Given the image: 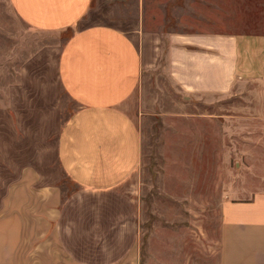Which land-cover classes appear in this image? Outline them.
I'll list each match as a JSON object with an SVG mask.
<instances>
[{"label":"crops","instance_id":"0c3cea01","mask_svg":"<svg viewBox=\"0 0 264 264\" xmlns=\"http://www.w3.org/2000/svg\"><path fill=\"white\" fill-rule=\"evenodd\" d=\"M146 1L0 0V264H153L129 180L144 75L161 54L182 95L264 81V34L168 30L162 49ZM219 209L217 264H264V187Z\"/></svg>","mask_w":264,"mask_h":264},{"label":"rangeland","instance_id":"374dc122","mask_svg":"<svg viewBox=\"0 0 264 264\" xmlns=\"http://www.w3.org/2000/svg\"><path fill=\"white\" fill-rule=\"evenodd\" d=\"M145 11L162 49L168 30L264 34V0H147ZM160 56L144 75L135 114L141 155L129 178L139 198L141 259L217 264L222 199H246L264 187V81L241 82L227 94L182 95ZM72 108L61 94L62 121ZM60 179L65 192L74 189L63 173Z\"/></svg>","mask_w":264,"mask_h":264}]
</instances>
